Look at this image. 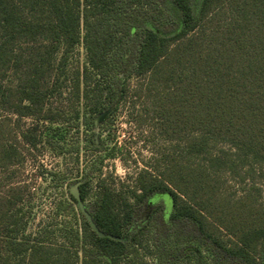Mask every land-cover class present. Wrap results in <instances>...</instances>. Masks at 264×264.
<instances>
[{
	"label": "trees",
	"instance_id": "trees-1",
	"mask_svg": "<svg viewBox=\"0 0 264 264\" xmlns=\"http://www.w3.org/2000/svg\"><path fill=\"white\" fill-rule=\"evenodd\" d=\"M23 43H35L36 52L13 86L5 80L23 63ZM80 44L86 61L70 75L69 56ZM144 76L134 93L153 99L150 118L162 137L182 140L197 156L211 139L223 141L235 150L232 170L264 165V0H0V169L20 160L24 117L50 121L49 145L65 141L67 129L52 123L67 120L78 131L84 126L86 147L103 151L107 139L93 132L98 116L112 109L109 121L128 81ZM68 80L75 100L90 105L65 117L46 105ZM215 160L172 159L160 177L144 174L131 197L109 188L90 195L96 161L74 183L50 173L57 189L67 187L56 213L70 208L78 225L27 233L32 211L9 213L21 199L2 197L0 264H148L147 257L154 264H264V203L251 194L224 198L211 173ZM75 184L105 236L78 208ZM162 193L170 204L152 202ZM56 229L64 242L54 247Z\"/></svg>",
	"mask_w": 264,
	"mask_h": 264
},
{
	"label": "rangeland",
	"instance_id": "rangeland-1",
	"mask_svg": "<svg viewBox=\"0 0 264 264\" xmlns=\"http://www.w3.org/2000/svg\"><path fill=\"white\" fill-rule=\"evenodd\" d=\"M35 43H23V63L6 77V83L16 86L20 76V83L26 70V62L36 52ZM62 54L60 53L59 57ZM86 51L82 44L78 45L69 56L68 71L72 75L77 68L85 64ZM26 61V62H25ZM56 75L50 83L53 84ZM147 77H134L128 81L129 92L117 110L110 116L109 121L96 124L93 132L107 139L104 150L93 153L86 147V133L84 126L78 131L72 122H53L52 127L67 129L65 141L56 140L52 145L46 143L45 127L50 121L37 122L32 117L20 120V137L17 146L20 151V160L11 167L0 169V200L2 197L18 195L21 200L11 208L9 213L17 216L28 210L32 211L29 217L27 233L37 234L45 229L61 227L74 228L77 217L70 213V208L56 213L57 203L61 199V191H67L66 184L57 189L56 182L50 173H60L67 176V183H74L84 179L89 173L93 161L96 168L90 174V195L97 193L100 188H109L116 195L132 196V192L139 187L140 179L146 173L155 177L161 176L172 159L182 164L194 166L208 165L211 159L215 160V167L211 168L212 175L218 177L221 184V194L224 198L238 200L252 195L258 203H264V165H241L231 169L235 158V150L227 143L218 139H211L210 146L202 155L190 154L185 144L180 141H170L162 137L155 129L151 120L153 99L146 96L139 98L134 91ZM90 105V101L75 100L72 83L68 80L50 97L46 109L59 112L70 117L77 111L80 113ZM6 114V112H4ZM37 127V128H36ZM31 132L30 137L23 133ZM51 134L54 131L51 130ZM37 134V137L34 135ZM32 142H36L34 146ZM79 149V150H78ZM164 199L169 203L167 193L157 194L153 203ZM78 211V206L74 205ZM78 207V208H77ZM168 205V212L170 211ZM62 231H57L53 238L54 247L63 244ZM148 264H154L152 257L145 258Z\"/></svg>",
	"mask_w": 264,
	"mask_h": 264
},
{
	"label": "water",
	"instance_id": "water-1",
	"mask_svg": "<svg viewBox=\"0 0 264 264\" xmlns=\"http://www.w3.org/2000/svg\"><path fill=\"white\" fill-rule=\"evenodd\" d=\"M111 111H112V109L101 113L97 118L96 124L98 125V124L102 123L107 118V116L111 113ZM71 192L76 197V199L78 201L79 208L81 209V211H83L85 213V215H86L87 219L89 220L92 228L94 230H96L101 236H105L106 234L98 229V227H97L96 223L94 222L90 212L86 209L85 204L83 203L81 195H80V190L78 188V184H75L71 187ZM111 237H113V236H111ZM114 238H116V237H114Z\"/></svg>",
	"mask_w": 264,
	"mask_h": 264
}]
</instances>
